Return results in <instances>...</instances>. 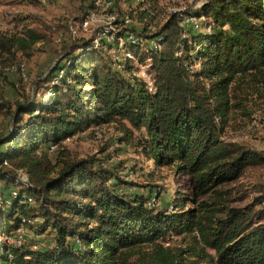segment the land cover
Returning a JSON list of instances; mask_svg holds the SVG:
<instances>
[{
  "label": "trees",
  "instance_id": "trees-1",
  "mask_svg": "<svg viewBox=\"0 0 264 264\" xmlns=\"http://www.w3.org/2000/svg\"><path fill=\"white\" fill-rule=\"evenodd\" d=\"M79 1L77 21L94 9L92 0ZM183 15L172 14L152 35L137 32L140 43L122 47L133 59L121 62L104 54L105 39L99 49L92 38L81 39L42 79L45 92L0 100V113L11 117L0 137L6 146L0 183L17 189L0 201V264H200L191 256L264 264V195L236 206L246 195L228 188L246 169L263 166L264 152L221 137L235 88L264 70V0L204 4L189 15L210 20L200 34L180 26ZM145 17L148 12L140 13ZM127 30L136 32L122 28L117 35ZM27 35L0 33V54L29 51L40 38ZM147 61L151 89L133 76L134 62ZM111 124L124 133L120 144L141 152L155 169L172 167L186 178L184 191L166 208H156L155 194L119 191L118 176L93 157L64 161L57 170L48 159L47 151L61 142ZM34 217L40 218L36 226L30 225ZM25 226L36 235L53 232V243L33 250L3 239ZM170 237L185 247L169 246Z\"/></svg>",
  "mask_w": 264,
  "mask_h": 264
},
{
  "label": "rangeland",
  "instance_id": "rangeland-1",
  "mask_svg": "<svg viewBox=\"0 0 264 264\" xmlns=\"http://www.w3.org/2000/svg\"><path fill=\"white\" fill-rule=\"evenodd\" d=\"M98 1L101 3L98 8L93 2L94 9L82 20L77 21V17L81 14L79 0H0L1 34L9 38L28 39L27 32L32 31L40 38L26 53L17 51L15 58L0 54V100L21 101L27 97L28 99L38 97L45 92L47 85L42 79L60 62L63 52L70 45L78 44L81 39L92 38L93 47L99 49L101 39L107 41L110 38V45L104 48V54L114 62H121L125 57L133 59L129 54L122 52L125 43L137 45L133 42L135 39L138 40L137 32L146 36L152 35L174 13L184 14L180 26L190 34L206 32V23L210 20L204 17H189V15L196 14L204 4L212 0H152L147 4L144 0H113L107 7H103L105 5L103 0ZM129 11H132V18L127 15ZM143 11L148 12V17L140 19V13ZM119 20H123L121 27L116 24ZM69 25L71 32L68 29ZM122 28H130L136 32L127 30L123 36H118ZM129 32L132 34L127 37ZM142 44L143 42L138 45ZM134 63L137 72L133 76L144 81L149 88L151 80L146 73L149 62L144 65ZM62 75L63 72L56 80ZM10 119V116L0 113V137L5 136ZM122 137L124 133L116 124L90 128L51 148L47 151V157L56 170L64 161L93 157L98 164L118 176L120 182L116 188L119 191L129 196L139 194L143 197H151L155 194L156 208H166L178 193L184 191L186 178L175 173L172 167L155 169L142 157L141 152H135L132 146L120 144L119 139ZM221 137L224 141L264 152V70L259 76L244 78L235 88L227 124ZM5 149V145H0V152ZM19 175H21L20 181L26 183V176L21 172ZM228 188H234L235 192L246 195L244 201L234 204L236 206L250 204L254 198L263 196L264 165L246 169L242 177ZM10 190L12 195L17 192L16 187L11 185L5 187L0 183V201L3 202L10 196ZM7 203L5 204L8 205ZM30 206L36 208L31 202ZM37 213V209L31 211V214ZM39 221L38 217L30 218V225L36 226ZM13 235H16L15 238L18 235L20 243L15 241L11 243L20 245L22 241L25 247L36 250L44 249L53 243L54 234L46 231L36 235L25 226L10 236ZM3 239L9 240L7 235ZM167 243L171 247H185L177 237L168 238ZM209 254L213 255L212 252ZM189 259L198 260L200 264H215L192 256ZM132 260H137V256Z\"/></svg>",
  "mask_w": 264,
  "mask_h": 264
},
{
  "label": "bare ground",
  "instance_id": "bare-ground-1",
  "mask_svg": "<svg viewBox=\"0 0 264 264\" xmlns=\"http://www.w3.org/2000/svg\"><path fill=\"white\" fill-rule=\"evenodd\" d=\"M93 2H95V6L98 8L99 7V4H101L98 0H97V2H96V0H92ZM112 2H113V0H103V3H105V5L103 6V7H107V6H110L111 4H112ZM103 3H102V5H103ZM101 5V6H102ZM102 8V7H101ZM97 14V13H96ZM126 20V19H125ZM120 20H119V26H120ZM108 41V40H107ZM139 40H137V39H135L133 42L134 43H137ZM132 42V43H133ZM140 42V41H139ZM109 44V43H108ZM106 48V47H105ZM107 48H108V45H107ZM151 89V88H150ZM17 238H18V236H17ZM17 238H13V239H17Z\"/></svg>",
  "mask_w": 264,
  "mask_h": 264
},
{
  "label": "built area",
  "instance_id": "built-area-1",
  "mask_svg": "<svg viewBox=\"0 0 264 264\" xmlns=\"http://www.w3.org/2000/svg\"><path fill=\"white\" fill-rule=\"evenodd\" d=\"M186 18H187V16H186ZM120 27H121V22H120ZM69 32H71V30H70V25H69ZM73 36V35H72ZM109 39L110 38H108V43H109ZM107 48V47H106ZM151 88V85L149 84V89ZM10 192H11V190H10ZM8 241H15V242H17V243H20V242H18V238L17 239H9Z\"/></svg>",
  "mask_w": 264,
  "mask_h": 264
}]
</instances>
